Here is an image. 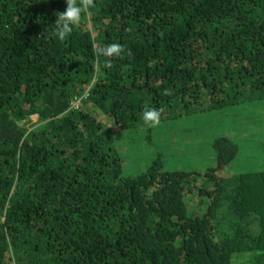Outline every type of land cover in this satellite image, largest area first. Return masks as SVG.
Returning <instances> with one entry per match:
<instances>
[{
	"label": "trees",
	"instance_id": "obj_1",
	"mask_svg": "<svg viewBox=\"0 0 264 264\" xmlns=\"http://www.w3.org/2000/svg\"><path fill=\"white\" fill-rule=\"evenodd\" d=\"M66 7L0 0V264H264V167L226 135L198 164L151 141L262 101L264 0H94L58 40Z\"/></svg>",
	"mask_w": 264,
	"mask_h": 264
},
{
	"label": "rangeland",
	"instance_id": "obj_2",
	"mask_svg": "<svg viewBox=\"0 0 264 264\" xmlns=\"http://www.w3.org/2000/svg\"><path fill=\"white\" fill-rule=\"evenodd\" d=\"M97 115L106 120L100 111ZM41 123L37 115H32L21 122L22 126L29 130L37 128ZM190 125L193 128L191 130L185 129V123L182 125V122L176 123L174 129L170 126L158 125L151 141L154 146H168L172 161L182 162L189 158L193 164H198L201 159L211 154L210 143L214 136L226 135L233 138L241 147L233 165L248 166L249 164L257 168L264 167V98L259 102L242 103L233 111L227 110L223 116L217 113L204 115L195 121L192 120ZM136 139L131 133L120 137L119 143L125 156L126 166L129 167L141 161V153L138 155L136 152ZM148 143L151 142L142 140L141 146L145 151L147 149L145 145Z\"/></svg>",
	"mask_w": 264,
	"mask_h": 264
},
{
	"label": "clouds",
	"instance_id": "obj_3",
	"mask_svg": "<svg viewBox=\"0 0 264 264\" xmlns=\"http://www.w3.org/2000/svg\"><path fill=\"white\" fill-rule=\"evenodd\" d=\"M65 3L67 7L64 11L56 13L54 22L53 35L58 40L66 39L94 6V0H65ZM102 51L109 57H118L123 52V48L118 43H111ZM142 119L146 125L155 126L159 123L160 113L154 108H147L142 114Z\"/></svg>",
	"mask_w": 264,
	"mask_h": 264
},
{
	"label": "built area",
	"instance_id": "obj_4",
	"mask_svg": "<svg viewBox=\"0 0 264 264\" xmlns=\"http://www.w3.org/2000/svg\"><path fill=\"white\" fill-rule=\"evenodd\" d=\"M74 105V106H73ZM72 106L73 107H77V99H75L73 102H72Z\"/></svg>",
	"mask_w": 264,
	"mask_h": 264
}]
</instances>
